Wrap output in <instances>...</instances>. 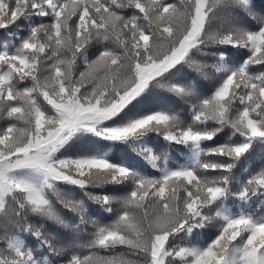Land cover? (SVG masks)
I'll return each instance as SVG.
<instances>
[{
    "label": "snow or ice",
    "instance_id": "6c2138e0",
    "mask_svg": "<svg viewBox=\"0 0 264 264\" xmlns=\"http://www.w3.org/2000/svg\"><path fill=\"white\" fill-rule=\"evenodd\" d=\"M0 32V264H264V0H0Z\"/></svg>",
    "mask_w": 264,
    "mask_h": 264
},
{
    "label": "trees",
    "instance_id": "16d2710c",
    "mask_svg": "<svg viewBox=\"0 0 264 264\" xmlns=\"http://www.w3.org/2000/svg\"><path fill=\"white\" fill-rule=\"evenodd\" d=\"M258 2H259V0H258ZM3 38H4V33L0 32V40H2ZM83 70H84L83 64L80 61H78L77 72L83 71ZM21 86H23V85H21ZM0 124H2V122H0ZM177 151L181 152V151H183V149H177ZM261 152H262L261 146L257 145L256 149H255V152L253 153V157H250L249 160L251 161L252 159H256L258 161L260 159V157H261ZM173 159L174 160L176 159L175 154L173 155ZM255 170L256 169H253V171H255ZM237 174L239 175V173H237ZM66 190H71V189H66ZM89 207L93 208V209L98 208V206H94L91 203L89 204ZM117 207H118V205H117ZM62 214L65 215L66 219H70V214H66V213H63V212H62ZM110 219H114V217H111ZM32 222L36 223L37 221L33 220ZM103 222L107 223L109 221L105 220ZM47 230L48 231H53V232H59L60 234H63V232L65 231V230H62V229H58L56 226L52 225L51 222H48ZM215 231H216L215 227H212V228L208 229L206 232H204L202 234L201 239L207 240L209 238V234L210 233H215ZM89 238L90 237L87 234H83L80 237V242L86 244ZM80 252H81L82 255H87L88 254V249L87 248L80 249ZM99 255H103V256H121L122 255L124 259H128V260H135L136 259L134 256H129L127 254L126 249H123V248L118 249L116 252H100Z\"/></svg>",
    "mask_w": 264,
    "mask_h": 264
}]
</instances>
